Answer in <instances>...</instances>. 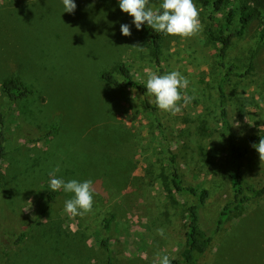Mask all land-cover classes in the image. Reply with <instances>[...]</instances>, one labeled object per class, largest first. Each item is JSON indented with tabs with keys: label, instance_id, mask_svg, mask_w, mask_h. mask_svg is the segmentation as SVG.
Masks as SVG:
<instances>
[{
	"label": "rangeland",
	"instance_id": "1",
	"mask_svg": "<svg viewBox=\"0 0 264 264\" xmlns=\"http://www.w3.org/2000/svg\"><path fill=\"white\" fill-rule=\"evenodd\" d=\"M73 2L77 7L69 14L61 0H0V136L6 151L0 180V264H159L164 255L179 260L187 205L168 185L170 155L176 156L186 184L208 190L202 217L214 231L219 212L233 199L224 170L222 82L236 142L264 134L260 21L252 22L230 50L226 67L234 71L228 77L227 69L217 66L219 46L209 39L210 31L224 25V14L211 21L194 0L201 30L186 40L166 36L156 62L118 0ZM160 2L149 0L157 7ZM121 24L130 26V37L121 35ZM111 42L123 50L109 61ZM118 62L128 64L134 79L144 83L151 73L178 70L189 80L182 95L194 99L187 105L181 101V111L171 115L133 89L102 85L96 95L97 68L110 71ZM6 78L33 94L7 99L1 91ZM93 105L99 110L94 115ZM97 140L106 145L107 160L102 158L94 170L84 169L82 152H91L89 146H97ZM57 165L56 177L65 182L93 181V208L87 215L72 218L65 212L72 194L62 189L47 198L49 173ZM244 169L248 183L264 187V161L256 151ZM111 217L106 228L104 220ZM161 228L163 237L157 235ZM199 264H264V196L230 215Z\"/></svg>",
	"mask_w": 264,
	"mask_h": 264
},
{
	"label": "trees",
	"instance_id": "2",
	"mask_svg": "<svg viewBox=\"0 0 264 264\" xmlns=\"http://www.w3.org/2000/svg\"><path fill=\"white\" fill-rule=\"evenodd\" d=\"M195 1L200 4L206 13L208 12L207 16L211 21H218L220 14L225 15L224 25H221V29L215 33L210 31L209 39L219 46L218 53L216 55L217 66L219 68L225 67L228 71L229 77L232 74V71H234V67H226L227 56L234 44L246 35L245 33L249 31L252 22L257 19L261 24L259 40L264 43V16H261L264 12V0ZM139 31L142 41H146L148 43L152 50V56L156 62H158L161 43L166 36L161 33L154 32L146 24L143 25ZM129 42H134V40L132 39ZM133 44H130L129 46H133ZM122 50L123 48H118L115 44H113V42H111L109 48L107 49L108 54L106 55V59L112 61L118 58V56H120L118 53ZM97 58V56H94V64L96 63L95 61ZM93 80L96 95H98L99 88L102 87V85H106L111 89L120 91L133 89L142 97H147L146 83L134 79L130 66L126 63H115L114 66L111 67L110 71L99 70L97 68ZM221 84L219 86L220 118L224 124L223 129L226 131L227 135V157L224 170L233 193V199L228 201L219 212L213 223L215 230H209L202 217L210 198L208 190L203 187L186 184L183 180L182 174L180 173L176 156L173 154L170 155V175L168 185L175 193L186 201L187 205L183 248L179 254L180 259L171 261V264H199L201 259L207 255L214 234L225 224V221L230 217V215L243 209L250 200L264 196V187L260 189L254 188L250 183H248V178L244 171V161L255 151V149L251 146L253 144H258L260 138H264V134H253L242 140V143L240 144L236 142L230 122L227 119L224 90ZM1 91L6 98H9L11 101L33 94L32 90L23 88L17 80L8 78L2 82ZM144 101L145 104L148 105V101H146V99ZM148 107L151 108L150 105H148ZM96 109L97 108H94L93 105V115L98 113L99 110ZM151 110L153 113L156 111L155 108H152ZM1 123H3V121H1ZM52 133L50 132V135ZM50 135H45V138ZM4 143V138L0 136V180L1 168L6 156ZM92 144H95V142H92ZM82 149L85 148L82 147ZM89 150H91V152H82L84 159H81V163L85 164V166H83L84 169L86 167L88 170H94L102 158L107 160L105 155L107 148L106 145L101 144V142L97 140V146L91 145L89 146ZM57 195V192L49 190L47 198L51 200ZM112 219L113 217L104 220L106 228L109 227ZM24 236L25 235L22 234L20 236V240ZM103 245H107L106 240L103 242Z\"/></svg>",
	"mask_w": 264,
	"mask_h": 264
},
{
	"label": "clouds",
	"instance_id": "3",
	"mask_svg": "<svg viewBox=\"0 0 264 264\" xmlns=\"http://www.w3.org/2000/svg\"><path fill=\"white\" fill-rule=\"evenodd\" d=\"M61 2L63 12L69 14L75 12L77 5L73 0H61ZM118 6L121 13L131 17L132 25L137 31L146 24L156 33L186 40L197 35L202 28L199 9L194 0H161L158 7L150 5L149 0H118ZM120 33L124 37H130L132 34L130 26L121 24ZM132 47L141 48L138 45ZM188 85L189 80L178 70L162 75L151 73L146 80V94L152 98L151 102L158 110L176 115L181 111V101L187 105L194 99L186 94L182 95V90H186ZM251 147L258 153L259 160L264 161V138H260L259 143ZM59 171L60 166L57 165L49 173V186L52 192L62 189L65 193L72 194V197L65 201V212L72 218L83 217L90 213L94 202L93 181L88 179L80 182L73 179L65 182L64 179L56 177ZM164 234V229H157V235L163 237ZM159 264H171V261L167 255H164L159 259Z\"/></svg>",
	"mask_w": 264,
	"mask_h": 264
}]
</instances>
